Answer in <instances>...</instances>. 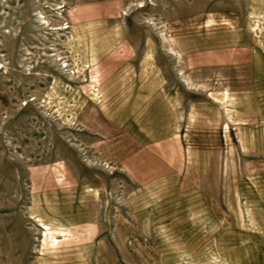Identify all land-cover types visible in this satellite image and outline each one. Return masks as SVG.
Returning <instances> with one entry per match:
<instances>
[{
    "label": "rangeland",
    "instance_id": "1",
    "mask_svg": "<svg viewBox=\"0 0 264 264\" xmlns=\"http://www.w3.org/2000/svg\"><path fill=\"white\" fill-rule=\"evenodd\" d=\"M0 264H264V0H0Z\"/></svg>",
    "mask_w": 264,
    "mask_h": 264
},
{
    "label": "bare ground",
    "instance_id": "2",
    "mask_svg": "<svg viewBox=\"0 0 264 264\" xmlns=\"http://www.w3.org/2000/svg\"><path fill=\"white\" fill-rule=\"evenodd\" d=\"M141 4V3H140Z\"/></svg>",
    "mask_w": 264,
    "mask_h": 264
}]
</instances>
